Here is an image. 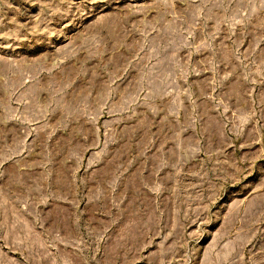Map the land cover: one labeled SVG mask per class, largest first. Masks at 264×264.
Listing matches in <instances>:
<instances>
[{
  "label": "rangeland",
  "instance_id": "rangeland-1",
  "mask_svg": "<svg viewBox=\"0 0 264 264\" xmlns=\"http://www.w3.org/2000/svg\"><path fill=\"white\" fill-rule=\"evenodd\" d=\"M0 264H264V0H0Z\"/></svg>",
  "mask_w": 264,
  "mask_h": 264
}]
</instances>
